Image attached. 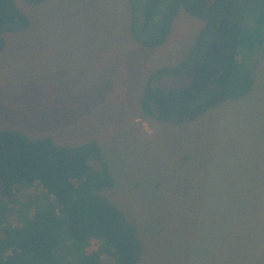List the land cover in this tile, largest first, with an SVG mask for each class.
<instances>
[{
    "label": "rangeland",
    "instance_id": "1",
    "mask_svg": "<svg viewBox=\"0 0 264 264\" xmlns=\"http://www.w3.org/2000/svg\"><path fill=\"white\" fill-rule=\"evenodd\" d=\"M13 1L29 25L4 33L0 129L96 141L113 177L102 193L142 240L138 264H264V47L250 93L173 124L145 114L141 94L154 70L183 59L201 19L180 9L151 48L134 39L155 33L156 19L142 29L140 0ZM17 195L0 201V229L49 201L37 185Z\"/></svg>",
    "mask_w": 264,
    "mask_h": 264
},
{
    "label": "trees",
    "instance_id": "2",
    "mask_svg": "<svg viewBox=\"0 0 264 264\" xmlns=\"http://www.w3.org/2000/svg\"><path fill=\"white\" fill-rule=\"evenodd\" d=\"M140 2L142 29L156 19L151 37L134 36L143 46L162 45L180 9L203 22L181 61L149 75L140 99L145 114L184 124L250 93L256 67L251 57L264 47V0ZM28 25L13 0H0V51L6 31ZM169 77L184 78L182 86H164L162 80ZM22 185H37L49 201L35 205L19 224L0 229V264H100L104 255L114 264L140 262L143 244L137 228L102 193L113 185V177L96 141L61 145L50 136L0 129V201L16 203Z\"/></svg>",
    "mask_w": 264,
    "mask_h": 264
},
{
    "label": "crops",
    "instance_id": "3",
    "mask_svg": "<svg viewBox=\"0 0 264 264\" xmlns=\"http://www.w3.org/2000/svg\"><path fill=\"white\" fill-rule=\"evenodd\" d=\"M24 133H26V132H24ZM27 134V133H26Z\"/></svg>",
    "mask_w": 264,
    "mask_h": 264
}]
</instances>
